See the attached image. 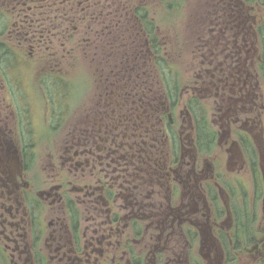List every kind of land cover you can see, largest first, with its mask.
I'll return each instance as SVG.
<instances>
[{"label": "flooded vegetation", "instance_id": "flooded-vegetation-1", "mask_svg": "<svg viewBox=\"0 0 264 264\" xmlns=\"http://www.w3.org/2000/svg\"><path fill=\"white\" fill-rule=\"evenodd\" d=\"M236 1L182 75L147 0H0V264H264V33Z\"/></svg>", "mask_w": 264, "mask_h": 264}, {"label": "rangeland", "instance_id": "rangeland-1", "mask_svg": "<svg viewBox=\"0 0 264 264\" xmlns=\"http://www.w3.org/2000/svg\"><path fill=\"white\" fill-rule=\"evenodd\" d=\"M128 1L132 4L133 8H138L142 6L145 0ZM163 1L147 0V3H149L152 9L150 18L154 19V26L160 24L164 40L166 41V56L169 59L175 60L180 74H185L194 65L192 62L195 60L192 57L194 50L197 51L198 63H200L202 58L200 56L206 55L212 49L222 53L223 49L221 47L217 48V44L224 35L225 27L229 25V19L232 18L224 5L225 0H176L178 5H175L176 7L172 10L166 6L170 0ZM236 2V0H233V4L237 8L236 4L238 2ZM246 3L247 7L250 8V10L248 9L250 14H248L247 22L255 26V30L251 34V39L252 41L254 40L255 47H257L260 34L264 33V0H247ZM121 8H126V5H122ZM259 27L263 30H260ZM248 48L252 50L250 51L251 54L254 53L255 49L252 48V45H248ZM258 52L260 53L259 50ZM257 60L255 59V64L252 66L251 72L253 76L255 75L254 81H257L259 84L260 92L264 94V76L261 72V66L264 68V61L262 60L263 62H260ZM201 95L202 92H198V97ZM207 114L208 118H210L212 115L210 107ZM214 126L215 129H218V125L214 124ZM254 134L256 139L261 141L264 139V135L262 139L257 133ZM246 136L248 137L247 134ZM256 163L257 168L260 169L258 159ZM262 164L264 165V162ZM258 174L260 176V170ZM247 178L242 180V182L248 194L251 189V181ZM259 181H262L261 176ZM262 184L264 185L263 182Z\"/></svg>", "mask_w": 264, "mask_h": 264}, {"label": "trees", "instance_id": "trees-1", "mask_svg": "<svg viewBox=\"0 0 264 264\" xmlns=\"http://www.w3.org/2000/svg\"><path fill=\"white\" fill-rule=\"evenodd\" d=\"M251 1H253V0H251ZM175 5H178V2H176V0H174V1L170 0L169 2H167L166 6H167L168 9L172 10V9H174V7H176Z\"/></svg>", "mask_w": 264, "mask_h": 264}]
</instances>
